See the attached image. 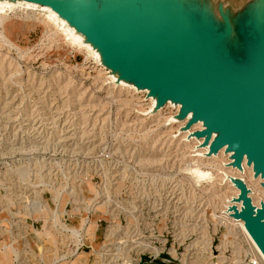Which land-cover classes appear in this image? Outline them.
Listing matches in <instances>:
<instances>
[{
    "label": "rangeland",
    "instance_id": "374dc122",
    "mask_svg": "<svg viewBox=\"0 0 264 264\" xmlns=\"http://www.w3.org/2000/svg\"><path fill=\"white\" fill-rule=\"evenodd\" d=\"M210 1L233 19L253 0ZM80 36L43 5L0 0V264H261L229 210L232 177L257 203L261 179Z\"/></svg>",
    "mask_w": 264,
    "mask_h": 264
},
{
    "label": "water",
    "instance_id": "95a60500",
    "mask_svg": "<svg viewBox=\"0 0 264 264\" xmlns=\"http://www.w3.org/2000/svg\"><path fill=\"white\" fill-rule=\"evenodd\" d=\"M50 7L99 48L103 64L119 78L155 96L157 107L180 105L177 117L208 153L245 158L264 178V12L258 0L233 19L210 0H25ZM231 206L264 255V202L255 206L241 179ZM264 187V182L262 183Z\"/></svg>",
    "mask_w": 264,
    "mask_h": 264
},
{
    "label": "bare ground",
    "instance_id": "6f19581e",
    "mask_svg": "<svg viewBox=\"0 0 264 264\" xmlns=\"http://www.w3.org/2000/svg\"><path fill=\"white\" fill-rule=\"evenodd\" d=\"M63 1H65V2H71V3H73V1L74 2H79L80 0H63ZM43 8H47V9H49L50 11H52L54 14H56L57 15V17L58 18H60V19H62V21H65V23H67V25L69 26V27H71V28H73L74 29V31L76 32V33H78V34H80L83 38L82 39H80L81 41H83L84 43H86V45H88L93 51H95V53H97V55L100 57V58H103L102 57V54H101V51L99 50V48L98 47H96L91 41H89L87 38H86V36L82 33V32H80V31H78L74 26H72L71 24H69L64 18H62L61 16H59L54 10H52L50 7H48V6H44L43 5ZM75 37H76V35L75 34H73ZM80 36V37H81ZM136 89H145V88H138L137 86H136ZM171 102V101H170ZM177 104V103H176ZM179 105V104H178ZM180 106V105H179ZM189 116H190V114H188ZM197 123H201V128L200 129H202L203 128V125H202V122L201 121H198V122H196L195 124H197ZM220 150H223V152H226L225 151V149H224V147L223 148H221V149H219L217 152H215V153H218V152H220ZM227 154H229V165L231 166V168H234V169H236L237 171L236 172H240V171H242V169H243V164H245L246 166H249V167H251L250 169H251V171H252V175L254 176V178H260L261 179V191L263 192H261L263 195H264V187L262 186V183L264 182V178H262L261 176H255L254 175V171H253V168H252V165H248L247 163H246V160H245V158L243 159V161H242V167L241 168H237V167H235V166H232L231 165V162H232V158H231V152H226ZM199 166V165H198ZM233 170V169H232ZM192 174L194 173L195 174V176H196V178H197V175L199 176V178L200 179H202V177H204V176H206V175H208L207 173H206V171H204V172H202V171H200L199 169H192V171H190ZM233 172V171H232ZM201 176V177H200ZM233 179H241L240 177L238 178V177H232L231 178V181H232V183H233V185H234V188L236 189V190H238V193H237V195L239 194V189L237 188V186L235 185V183H234V181H233ZM244 183H245V185L247 186V184H246V182L243 180V179H241ZM257 180H259V179H257ZM247 188H248V195H249V197L251 198V201H252V203L255 205V206H259L260 205V203L261 202H264V198L260 201H258V203L256 202V200L253 198V195H252V193H251V191H250V189H249V187L247 186ZM237 195H235L234 197H232L231 198V204H230V207H229V210H230V216L231 217H233V215H232V213H233V211L231 210V206L232 205H236V204H238V205H236L238 208L241 206V202H236L234 199L237 197ZM229 216V217H230ZM234 219H237V218H235V217H233ZM237 220H239L240 221V226L242 227V230L244 231V234H246L247 236L246 237H248L247 239H249L250 240V242H251V244L253 245L252 247L254 248V249H256V253H257V255H258V259H259V261H260V263L261 264H264V255H263V253L261 252V250L258 248V246L256 245V243L254 242V240L252 239V237L249 235V233H248V231L246 230V228H245V226H244V222L241 220V219H237ZM239 223V222H238ZM253 249V250H254Z\"/></svg>",
    "mask_w": 264,
    "mask_h": 264
},
{
    "label": "built area",
    "instance_id": "2783aa9c",
    "mask_svg": "<svg viewBox=\"0 0 264 264\" xmlns=\"http://www.w3.org/2000/svg\"><path fill=\"white\" fill-rule=\"evenodd\" d=\"M251 264H257V261L256 260H252Z\"/></svg>",
    "mask_w": 264,
    "mask_h": 264
}]
</instances>
